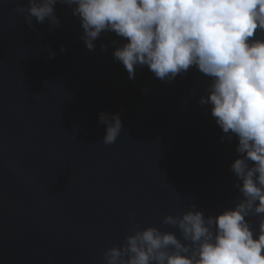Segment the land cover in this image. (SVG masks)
Masks as SVG:
<instances>
[{
	"label": "water",
	"instance_id": "1",
	"mask_svg": "<svg viewBox=\"0 0 264 264\" xmlns=\"http://www.w3.org/2000/svg\"><path fill=\"white\" fill-rule=\"evenodd\" d=\"M17 3L0 0V264H103L133 213L175 232L165 215L234 207L241 154L199 102L210 77L137 65L130 79L113 56L126 38L104 31L89 50L75 5L57 0L58 25L29 27ZM101 112L122 122L111 145Z\"/></svg>",
	"mask_w": 264,
	"mask_h": 264
},
{
	"label": "clouds",
	"instance_id": "2",
	"mask_svg": "<svg viewBox=\"0 0 264 264\" xmlns=\"http://www.w3.org/2000/svg\"><path fill=\"white\" fill-rule=\"evenodd\" d=\"M61 2L75 5L89 50L104 31L126 38L113 56L130 79L137 65H147L161 80L192 66L210 77L208 95L199 102L210 104L217 125L238 138L241 154L231 165L240 193L234 207L206 217L190 205L179 215H165L162 223L175 232L141 227L133 213L130 234L104 251L103 264H264V0ZM56 3L27 0L15 12L29 27L46 19L58 25ZM98 119L106 125L102 143H115L119 113L101 112Z\"/></svg>",
	"mask_w": 264,
	"mask_h": 264
}]
</instances>
